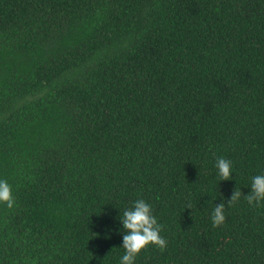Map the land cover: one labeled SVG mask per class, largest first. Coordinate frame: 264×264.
Wrapping results in <instances>:
<instances>
[{
    "label": "trees",
    "instance_id": "16d2710c",
    "mask_svg": "<svg viewBox=\"0 0 264 264\" xmlns=\"http://www.w3.org/2000/svg\"><path fill=\"white\" fill-rule=\"evenodd\" d=\"M258 174L264 0H0V264H120L139 199L134 264H264Z\"/></svg>",
    "mask_w": 264,
    "mask_h": 264
},
{
    "label": "clouds",
    "instance_id": "9594fccd",
    "mask_svg": "<svg viewBox=\"0 0 264 264\" xmlns=\"http://www.w3.org/2000/svg\"><path fill=\"white\" fill-rule=\"evenodd\" d=\"M216 168L221 180L231 179L232 162L230 160L223 157L217 158ZM250 188L251 191L245 198L250 205L259 206L260 202L264 201V174L252 177ZM241 195L240 189H234L227 203L235 204ZM0 202L5 203L9 209L15 205L12 186L5 179H0ZM224 209L225 203L223 202L215 205L211 217L214 227L224 223ZM122 217L121 222L126 234L122 237V248L125 250V254L122 256L120 264H134L136 256L149 244H153L161 250L167 247V241L160 235L162 226L158 224L149 203L143 199L134 201L131 207L123 211Z\"/></svg>",
    "mask_w": 264,
    "mask_h": 264
}]
</instances>
